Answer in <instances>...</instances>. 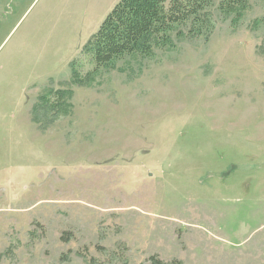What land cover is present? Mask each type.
Returning <instances> with one entry per match:
<instances>
[{
	"label": "rangeland",
	"instance_id": "rangeland-1",
	"mask_svg": "<svg viewBox=\"0 0 264 264\" xmlns=\"http://www.w3.org/2000/svg\"><path fill=\"white\" fill-rule=\"evenodd\" d=\"M119 1L0 0V264H264V0L81 83Z\"/></svg>",
	"mask_w": 264,
	"mask_h": 264
},
{
	"label": "trees",
	"instance_id": "trees-1",
	"mask_svg": "<svg viewBox=\"0 0 264 264\" xmlns=\"http://www.w3.org/2000/svg\"><path fill=\"white\" fill-rule=\"evenodd\" d=\"M214 0H120L92 35L85 51L94 63L84 76L73 66L79 82L94 81L101 69H113L126 56L153 57L158 49L172 48L175 38L207 37L214 29ZM250 7L249 0H220L219 10L233 21ZM56 94L54 102L52 96ZM64 92L49 91L40 97L46 111L62 112ZM154 259V256L152 257ZM153 264H167L154 260Z\"/></svg>",
	"mask_w": 264,
	"mask_h": 264
}]
</instances>
